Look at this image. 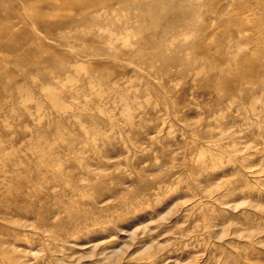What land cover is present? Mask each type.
Segmentation results:
<instances>
[{
    "label": "rangeland",
    "instance_id": "1",
    "mask_svg": "<svg viewBox=\"0 0 264 264\" xmlns=\"http://www.w3.org/2000/svg\"><path fill=\"white\" fill-rule=\"evenodd\" d=\"M0 3V264H264L257 0Z\"/></svg>",
    "mask_w": 264,
    "mask_h": 264
},
{
    "label": "bare ground",
    "instance_id": "2",
    "mask_svg": "<svg viewBox=\"0 0 264 264\" xmlns=\"http://www.w3.org/2000/svg\"><path fill=\"white\" fill-rule=\"evenodd\" d=\"M132 0H64L65 4H75V8L78 11L77 15H69L68 17H63L60 18L57 21H54L53 23L50 24L49 26V30L53 31L56 28H67L70 27L72 25H81V24H90V23H98L100 16L102 14V11L106 8L109 9L113 8L112 5H116V3H122L125 5H132L131 3ZM137 1V0H135ZM139 1V0H138ZM141 2H149L151 0H140ZM233 1L235 0H226V4L224 7L221 8L220 12L223 11L225 13V11H228L229 8H231V5L233 4ZM237 2V1H236ZM237 7H235L233 10L236 12V14H240L244 11H253L254 10V6L251 3H246V4H241L239 2H237ZM149 4V3H148ZM140 5V4H139ZM136 7H138V5H133ZM3 7V3H0V8L2 10ZM117 7V6H115ZM140 7V6H139ZM141 7H142V3H141ZM256 7L260 8V9H264V0H257V5ZM192 9H190L189 11H182V14L184 15L182 18V22L180 24L185 25V24H189L190 20H195L196 16H192L191 18L188 17L191 13ZM13 11H10V13ZM8 15V14H7ZM5 16H3L4 19ZM18 15L17 14H10L8 17H6V22L4 20V23H6V29L9 28L8 24H10V27L16 26V20ZM19 19V18H18ZM240 19L241 23H244L245 19H242L241 17L237 16V20ZM2 20V19H1ZM22 20V19H21ZM181 20V19H180ZM18 21V20H17ZM232 22V21H230ZM1 23V22H0ZM3 23V22H2ZM258 37V36H257ZM255 35L252 37H249V41L251 42H259L260 43H264V39L262 38L263 35H259V40H257V38ZM244 61V60H243Z\"/></svg>",
    "mask_w": 264,
    "mask_h": 264
}]
</instances>
